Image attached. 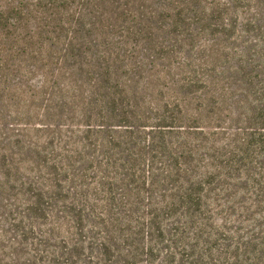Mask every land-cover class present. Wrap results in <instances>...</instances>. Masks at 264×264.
Returning a JSON list of instances; mask_svg holds the SVG:
<instances>
[{"label":"trees","instance_id":"16d2710c","mask_svg":"<svg viewBox=\"0 0 264 264\" xmlns=\"http://www.w3.org/2000/svg\"><path fill=\"white\" fill-rule=\"evenodd\" d=\"M192 49L203 57L177 59ZM220 58L228 66L217 70ZM3 87L21 112L42 99L44 127L68 110L86 128L69 136L81 151L39 145L55 188L72 172L76 200L95 217L86 236L85 216H74L78 239L52 264H264V0L0 1ZM191 99L199 108L182 117ZM229 103L233 133L222 139ZM76 162L87 163L81 173ZM246 213L248 226L227 231ZM35 250L26 264L51 263Z\"/></svg>","mask_w":264,"mask_h":264},{"label":"rangeland","instance_id":"374dc122","mask_svg":"<svg viewBox=\"0 0 264 264\" xmlns=\"http://www.w3.org/2000/svg\"><path fill=\"white\" fill-rule=\"evenodd\" d=\"M164 36V34H161L157 38L163 41L161 37ZM194 41L196 47L204 43L203 38L195 39ZM139 51L140 56L146 53L142 47H139ZM190 55L193 60L203 57L202 52L192 49L185 53L181 50L177 59L183 62L186 56ZM162 63L163 66H159V69H168L169 62L162 61ZM141 66L145 71L150 72L154 65L146 60ZM225 66H228L226 60L220 58L216 69L221 70ZM147 75L145 74L144 77ZM175 77L178 79L176 75ZM32 80V84L29 83V85L33 87L38 83L39 75L36 74ZM154 81L157 82L156 80ZM11 82L13 86H16L19 82V75L14 74ZM138 85L142 88L145 83L142 82ZM3 89L5 87L0 89V264H26L28 259L32 258V255L37 254L35 249H40V253L43 250L44 252L41 253L42 257L44 256L47 261L51 260L50 264H52L54 257H56L57 261H61L59 254H62L61 251L65 250V245H67L63 243L64 240L72 242L78 239L77 233L80 229L76 227L74 216L78 212H82V215L85 216L81 227L83 229L82 233L86 236L89 235V229L91 228L90 221L94 220L95 217L92 211H84L83 207L81 208V201L76 200L78 199L76 193L79 188L74 184L77 180L72 176V172L70 174L63 173L60 187L55 188L52 180L53 176H49L48 170L44 166H40L44 165L47 158L39 149V145L50 141L52 145L48 144L45 146L50 152H52V149H56L60 154H67L69 153L67 151L74 149L81 151V147L79 145L75 146L69 136L76 141L81 140L83 139V132L81 131L86 128L82 119L76 114L68 115L70 113L68 110H64L65 115L60 118L62 120L56 121L55 124H49L50 128L44 127L40 124L47 122L41 114L44 106L42 99H35V104H31L30 107L24 108L26 111L21 112L23 110H16L17 108L14 106L23 105L21 97L14 96L8 90L3 91ZM194 93H196L195 96H198V94L202 93V90L198 88ZM155 96L160 97L156 93ZM191 107L192 110L189 113L185 112L182 117L194 115V109L199 108L196 99H191ZM227 108V111H224L226 115H223L224 121L222 125L229 128L221 131L223 133L221 135L222 139H228L233 133L232 125L234 124L229 121L230 118L235 117V113L230 103ZM59 121L60 123H58ZM185 121H188V118ZM206 121L202 118V123L199 124L206 128L204 131L215 130V120ZM120 130L122 131V129ZM86 135L89 136V133H86ZM147 135H144L146 139ZM93 150H95V145L89 148L87 152L90 156L99 157V152L94 154ZM148 158L149 149H146V160ZM49 161L51 162V158L48 163ZM86 164L76 162L75 170L81 173L82 167H85ZM51 165L49 164V166ZM90 170L93 175V170ZM49 171L52 173L53 170L49 169ZM90 183L94 184L95 181L90 180ZM34 201H36L35 204L33 203ZM72 202H76V208ZM96 204L99 205L98 212L100 213L103 211L101 204L108 203L101 200V202L97 201ZM217 208L216 206L214 207V209ZM225 208L223 207L222 209ZM217 212L220 213L221 209L217 210ZM224 215L214 214V223L216 225L224 224L225 222L221 220ZM227 217H229V214ZM231 217L232 222L227 223V231H235L236 233L239 231V227L248 226V213H246V216L241 214L234 218L231 215ZM255 217L259 218L258 215ZM96 249L97 246L90 248L89 251H96ZM86 250L82 249L81 252L87 253L88 250ZM50 251H57L58 255H51ZM55 264L63 263L56 262Z\"/></svg>","mask_w":264,"mask_h":264}]
</instances>
